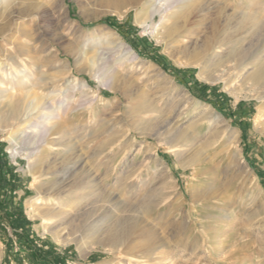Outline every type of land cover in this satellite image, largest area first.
<instances>
[{"label":"rangeland","instance_id":"1","mask_svg":"<svg viewBox=\"0 0 264 264\" xmlns=\"http://www.w3.org/2000/svg\"><path fill=\"white\" fill-rule=\"evenodd\" d=\"M211 2L223 3L227 10L250 7L256 17L246 45L251 44L252 55L264 53V0ZM90 3L43 0L37 16L18 21L20 32L30 34L44 49L39 74L51 78L52 87L64 82L60 113L67 135H58L63 146L54 150L56 156L61 154L50 163L56 174L49 179L58 177L55 190L74 188L63 196H82L73 204L78 205L77 219L91 214V219L102 221L103 231L113 227L116 214L129 209L128 215L139 218L161 243L149 264H264V130L256 124L261 104L246 99L243 92L231 95L230 84L202 79L199 69L178 54L180 46L199 39L200 33L198 38L189 36L185 45L164 44L135 23L133 11L119 17ZM107 18L115 19L119 30L105 24ZM11 29L5 32H14ZM191 32L200 30L194 27ZM108 34L113 35L112 44L100 49L108 54V62H98L89 73L71 48L88 45L98 35L104 42ZM106 66L114 69V77ZM100 72L109 75L112 89L95 79ZM259 119L264 124V114ZM28 134L31 140L39 139L36 131ZM5 137L0 135V264H130L133 255L143 256L120 242L113 251L101 246L78 249L77 243L61 245L43 234L42 221L28 210L29 200L43 189L30 175L28 161L11 155ZM180 137L181 150L174 155L167 142ZM193 154L200 159L187 166ZM128 172L134 176L127 180ZM88 175L83 182L95 181L84 189L80 179ZM125 184L136 187L134 197L120 193ZM118 194L129 200L126 207L117 205ZM237 199L241 205L235 218L222 222L226 205L237 204ZM62 224L58 234H73L69 221ZM84 226L69 239L83 233Z\"/></svg>","mask_w":264,"mask_h":264},{"label":"bare ground","instance_id":"2","mask_svg":"<svg viewBox=\"0 0 264 264\" xmlns=\"http://www.w3.org/2000/svg\"><path fill=\"white\" fill-rule=\"evenodd\" d=\"M84 1L87 4L91 2V0ZM92 1L94 4L105 8L106 13H112L119 17H124L127 12L133 11L135 23L146 30L147 28L150 29V33L152 32V35L164 44L176 42L185 45L189 36L195 35V38H198L200 33L199 39H194L185 46H180L177 49L178 54L182 55V58L187 61L186 63L199 69V76L202 79L204 78L208 82H221L224 85L230 84L228 90L231 95L237 97L243 92L246 99L258 101L261 104L259 118L264 114V53L252 55L251 44L246 45L251 33L249 32L251 25H253L256 17V13L249 10L250 7L246 9L247 11L227 10V5H223V3L215 5L211 0ZM43 9V0H0V43L4 42L7 45L0 44V135L6 136L5 140L10 143V152L13 157L23 156L28 161L30 175L35 181L38 180L37 183L40 182L39 188L43 189L37 197L29 200L28 210L32 213V217L42 221L43 234L52 236L61 245L74 242L78 244V249L84 246H101L113 251L120 242L127 249L132 251L138 249L144 253L143 256H135L134 252L135 255L129 258L130 264H149L151 263L148 261L150 256L157 251L161 243L156 239L153 230L139 224V218L128 215L129 209L123 211L124 213L121 215L118 213L120 209H115L118 214H116L113 227L109 231H103L102 221L100 223L99 220L91 219V214L77 219L80 213L78 212V205L74 206V201L78 198L82 200V196L80 194H77L78 198L63 196L67 192L70 195L74 188L71 189V192L57 191L55 186L58 184V177L49 179L56 174L50 170V163L55 159L57 152L54 149L63 146V141L58 135L66 134L65 130L61 128L62 117L60 113L61 103L65 96L64 82L60 85L57 83L58 85L52 87L54 84L50 82L52 79L47 78L44 74L45 77L39 74L45 62L42 55L44 49L39 45L38 40L27 32H20L18 28L19 20L23 17L37 16ZM7 17L9 20H4ZM155 17L159 18L158 22H155ZM65 18L67 20L64 21H68L67 13ZM10 26H12L11 31L14 32H5ZM194 27L200 32H191ZM19 38H24L26 42ZM97 38H100V35L92 38V43H88V45L82 44L71 48L75 60L81 61L83 64L86 63L89 73L94 72L93 69L98 62L105 63L108 54L102 53L100 49L104 48L105 45L112 44L109 40L113 39V35L108 34L104 42V38H100L102 39L99 41L100 46H96ZM110 49L108 48V50ZM135 60L133 59L134 62ZM113 70L111 68L108 71L110 75L114 73ZM34 74L37 75V79L33 77ZM95 79L99 81L98 83H104L103 85L112 89V81L108 74L101 75L100 72V75L95 76ZM259 118L256 124L261 130H264V124ZM28 131L39 133V139L37 141L35 138L29 139ZM153 135L160 136L157 132ZM182 141L183 139L180 137L167 142L170 153L178 155ZM194 154L189 158L187 166L196 164L200 159ZM76 160L79 161V159ZM60 161L63 162V160ZM65 175L63 176L66 177ZM132 175L133 172H128L126 179H130ZM87 178L89 175L80 180L83 182ZM94 181L95 179L91 178L89 181L83 182L84 189L89 188ZM91 191L93 190L91 189ZM120 193L129 199L134 197L137 189L135 186L125 184L124 191ZM205 194L207 195V193ZM205 194L204 196L207 197ZM127 198L121 199L120 195L118 198L116 197L117 205L124 203L126 207L129 201ZM233 202H237V204L226 205L224 214L220 219L222 222L231 221L235 218L234 212L241 200L237 199ZM115 212L113 213L115 214ZM65 221H69L74 232L64 238L58 234L57 228ZM81 224L85 225L84 232L69 239L70 235L77 233ZM106 225L110 228L109 224ZM185 249L186 247H183V251ZM166 258L167 255L159 260L163 262Z\"/></svg>","mask_w":264,"mask_h":264},{"label":"trees","instance_id":"3","mask_svg":"<svg viewBox=\"0 0 264 264\" xmlns=\"http://www.w3.org/2000/svg\"><path fill=\"white\" fill-rule=\"evenodd\" d=\"M103 22L105 24H107L109 27H113V28H116L119 30L120 26H118L117 21L115 19L107 18V19L103 20ZM163 69H166V68L163 66Z\"/></svg>","mask_w":264,"mask_h":264},{"label":"crops","instance_id":"4","mask_svg":"<svg viewBox=\"0 0 264 264\" xmlns=\"http://www.w3.org/2000/svg\"><path fill=\"white\" fill-rule=\"evenodd\" d=\"M262 163H260V165H261Z\"/></svg>","mask_w":264,"mask_h":264}]
</instances>
